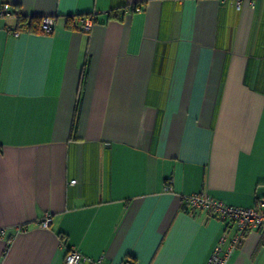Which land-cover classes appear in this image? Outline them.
I'll return each mask as SVG.
<instances>
[{
	"label": "crops",
	"instance_id": "crops-1",
	"mask_svg": "<svg viewBox=\"0 0 264 264\" xmlns=\"http://www.w3.org/2000/svg\"><path fill=\"white\" fill-rule=\"evenodd\" d=\"M4 4L0 264H64L67 250L100 264H206L228 250L233 224L183 198H264V0ZM17 13L53 17V32H17ZM227 264H264V228Z\"/></svg>",
	"mask_w": 264,
	"mask_h": 264
},
{
	"label": "built area",
	"instance_id": "built-area-1",
	"mask_svg": "<svg viewBox=\"0 0 264 264\" xmlns=\"http://www.w3.org/2000/svg\"><path fill=\"white\" fill-rule=\"evenodd\" d=\"M6 15H8V5L4 4L0 7V16ZM81 22L83 31H90L95 25L93 16L85 17ZM42 25L46 33H52L54 29L53 17L45 16ZM74 183L75 180L71 181V184ZM183 202L189 208L204 210L212 217L219 219L227 225L233 224L235 227L236 233L230 248L224 252L219 245L215 246L206 264H227L233 250L240 244L246 233L251 230L264 228V198L259 200L254 207L250 208L227 205L210 197L206 193L185 196ZM50 222V216L46 215L40 222V226L42 228H47ZM63 262L64 264H100L99 261H94L91 258L85 257L75 250H67Z\"/></svg>",
	"mask_w": 264,
	"mask_h": 264
},
{
	"label": "trees",
	"instance_id": "trees-1",
	"mask_svg": "<svg viewBox=\"0 0 264 264\" xmlns=\"http://www.w3.org/2000/svg\"><path fill=\"white\" fill-rule=\"evenodd\" d=\"M136 8H139L138 5H135L133 7V10H136ZM93 16L94 17V23H97V18L95 15H86L84 17L78 16L77 19H83L85 17ZM45 16H34L27 18L25 16L20 15L17 13L16 19H17V26H16V31L19 33H29V34H51V33H46L43 29L42 21ZM117 18V15L114 14L113 11L109 12L107 14V19L106 21H110L112 19ZM76 19V20H77ZM68 29H78V26L75 23V18L69 17L66 20V25ZM76 119L74 120L73 127L76 126ZM74 129V128H73Z\"/></svg>",
	"mask_w": 264,
	"mask_h": 264
}]
</instances>
